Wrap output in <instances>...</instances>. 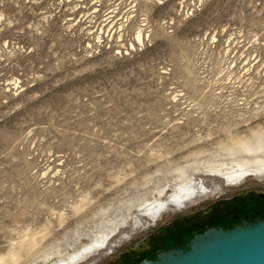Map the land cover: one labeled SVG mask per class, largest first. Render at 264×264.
I'll list each match as a JSON object with an SVG mask.
<instances>
[{
	"label": "rangeland",
	"instance_id": "rangeland-1",
	"mask_svg": "<svg viewBox=\"0 0 264 264\" xmlns=\"http://www.w3.org/2000/svg\"><path fill=\"white\" fill-rule=\"evenodd\" d=\"M256 159L264 0H0V264H137L264 207L209 175Z\"/></svg>",
	"mask_w": 264,
	"mask_h": 264
},
{
	"label": "water",
	"instance_id": "water-1",
	"mask_svg": "<svg viewBox=\"0 0 264 264\" xmlns=\"http://www.w3.org/2000/svg\"><path fill=\"white\" fill-rule=\"evenodd\" d=\"M139 264H264V216L227 227L207 226Z\"/></svg>",
	"mask_w": 264,
	"mask_h": 264
},
{
	"label": "bare ground",
	"instance_id": "bare-ground-1",
	"mask_svg": "<svg viewBox=\"0 0 264 264\" xmlns=\"http://www.w3.org/2000/svg\"><path fill=\"white\" fill-rule=\"evenodd\" d=\"M136 37L138 38L139 36L137 35ZM244 149L247 152H249L252 149L261 150L263 149V146L260 143L256 144L253 148L249 147V145H245ZM259 173H261V175L264 176V159L239 162L229 167L215 168L209 172V175H215L229 183H234L237 180L239 181V179H241V177H243L244 175H248V174L256 175ZM198 185L199 183H197L196 181L192 182L190 185H188L187 183L179 184L173 189V191L170 194L167 193L163 194L164 196L163 199L157 197L154 199L153 202L148 203L146 207L150 209L149 211H152L154 208L157 207L158 210L154 213H158L160 209L168 208L169 205L178 206L184 204L185 199H187L186 197L188 196L190 197L191 195L195 194L196 191L203 189L201 185L199 186ZM145 219L151 221L153 220V216L152 217L150 216V218L145 216ZM105 238L106 237H102V240L100 239V242L98 243V247L103 248L102 244H104ZM106 247H107V243L104 248ZM79 262L81 261L68 262L67 260H64L61 264H79ZM46 263L57 264V262H52V261Z\"/></svg>",
	"mask_w": 264,
	"mask_h": 264
},
{
	"label": "flooded vegetation",
	"instance_id": "flooded-vegetation-1",
	"mask_svg": "<svg viewBox=\"0 0 264 264\" xmlns=\"http://www.w3.org/2000/svg\"><path fill=\"white\" fill-rule=\"evenodd\" d=\"M262 201V197L261 196H259L257 199H256V202H254V203H260ZM240 208L241 209H243V210H245V211H247V213L248 214H238V213H227L225 216L226 217H228V218H233V220H232V222H231V224H229V225H226V224H220V223H218V224H211V225H208V226H217V225H221V226H223V227H227V226H232L233 224H235V223H238V222H240L241 221V219H245V220H250V219H254V218H259V217H262V216H264V211H263V213L262 214H260V209H264V207L263 206H261L259 209H250V208H245V207H241L240 206ZM209 211H211L212 210V208H209L208 209ZM250 211V212H249ZM207 227V226H206ZM205 228V227H204ZM203 230V229H202ZM195 232H198V231H195ZM175 236V235H174ZM169 238H172V236H165V237H163V241H160V242H166L167 243V241H169L170 239ZM186 240L184 239L182 242H180V243H169V244H171V245H163L162 247H164V248H159V249H156V251H155V253L154 254H152L151 256H144L143 255V252H145L146 250H148L149 248H150V245H149V238H145V240H143V241H141L140 243H138L137 245H135L134 247H131L129 250H127V252H130V251H132L134 254H136L134 257L135 258H139V260L137 261V264H139V262L142 260V259H144V258H146V259H148V258H153L154 256H155V254L158 252V251H160V250H162V249H166V248H168V247H177V246H180L181 244H183L184 242H185ZM124 264H131V262H124Z\"/></svg>",
	"mask_w": 264,
	"mask_h": 264
}]
</instances>
